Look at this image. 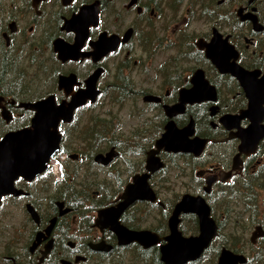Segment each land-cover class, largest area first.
<instances>
[{
  "label": "flooded vegetation",
  "instance_id": "1",
  "mask_svg": "<svg viewBox=\"0 0 264 264\" xmlns=\"http://www.w3.org/2000/svg\"><path fill=\"white\" fill-rule=\"evenodd\" d=\"M59 77L70 79L59 85ZM89 77H97V94L72 108ZM241 77L256 78L264 99V0H0V138L31 124L33 102L52 96L71 109L47 166L30 179L19 175L14 186L23 192L2 197L0 207L21 202L24 220L0 237V264H166L161 248L184 193L206 199L217 234L181 264H216L224 247L244 256L236 264H264V233L251 236L257 225L264 231V114L259 137L241 147L251 122ZM101 97L134 112L129 133L95 112ZM169 120L178 129L192 123L188 138L205 144L197 154L161 147L160 164L148 162ZM106 152V163L95 158ZM142 173L155 199L117 211ZM239 202L254 223L247 237L237 219L224 231L222 218ZM177 218L182 235L199 232L195 212Z\"/></svg>",
  "mask_w": 264,
  "mask_h": 264
},
{
  "label": "water",
  "instance_id": "2",
  "mask_svg": "<svg viewBox=\"0 0 264 264\" xmlns=\"http://www.w3.org/2000/svg\"><path fill=\"white\" fill-rule=\"evenodd\" d=\"M218 65L225 66L226 63L224 60H220ZM231 69L232 67L229 70ZM233 69L236 70L235 66H233ZM65 79L67 81L70 77H59V85L64 84ZM96 79L97 77H89L86 79V87L80 89L81 92L73 96L70 102L72 108L79 104L80 101L95 97L98 92ZM241 80L244 84L246 94L250 99L249 106L244 113L251 121L247 127L248 130H246V132L250 133L249 137H243V143L240 145L244 147L250 144V140L258 138L260 132H262L263 125L259 121L264 114L261 110L264 99L259 97L261 92L258 89L256 78L247 82L246 77H241ZM195 92H197L196 89L193 90L192 94ZM182 95L184 96L185 93H182ZM51 98L52 96H49L37 102L29 103L35 109L31 124L20 129L8 131L0 138V202L2 197L7 194L16 195L23 192V190L14 186V180L19 175L26 179L32 178L47 166L50 157L59 149L61 134L58 130V123L61 119L68 120L70 118L71 109L65 111L62 106L63 104L59 106L53 105L50 102ZM173 109H166V113L171 115ZM228 117L235 118L233 115L227 116L224 118L225 122ZM191 132L193 133L192 123L182 129H178L174 125V122L169 120L165 126V131L155 141L156 148L148 151L147 161L149 162L154 157L160 164L159 159L154 155L161 147L173 151L191 150L196 154L199 153L206 139L199 136L188 138ZM111 154L110 152H106L105 154L97 153L95 158L106 163L111 158ZM153 168L155 167H150L149 169ZM146 176L147 173L136 174L134 176L133 182L126 186L125 191L121 195L122 199L115 206L117 211L122 210L137 198L155 199L153 190L147 185ZM139 184L143 186L142 189L139 187ZM27 207L32 214L36 215L30 203H27ZM108 210L109 208L101 209L99 211V218L104 217ZM180 211H191L197 214L199 223V232L197 234L184 236L177 229V215ZM169 227L170 233L166 237L168 239L167 245L164 244L161 248L162 258L166 264H181L188 259L196 258L217 234V224L215 219L210 215V205L200 194L184 193L182 195L181 199L176 203L173 214L169 219ZM260 227L258 225L255 226L251 234L252 238L264 233V231H260ZM135 235H139V233ZM243 260L244 256L242 254H236L224 247L219 254L216 264H236Z\"/></svg>",
  "mask_w": 264,
  "mask_h": 264
},
{
  "label": "rangeland",
  "instance_id": "3",
  "mask_svg": "<svg viewBox=\"0 0 264 264\" xmlns=\"http://www.w3.org/2000/svg\"><path fill=\"white\" fill-rule=\"evenodd\" d=\"M129 108V107H127ZM111 110V111H110ZM97 114L104 116V117H110L111 115L114 117L115 121H119L118 125L120 126L118 131L129 133L130 129L133 128L131 126H134L138 123V120L133 117L134 112L132 110L128 111L126 108L121 107V105H111L107 101H105L104 97L99 98V102L96 107ZM56 165V163H55ZM94 169V168H93ZM85 169H82L84 171ZM95 170V169H94ZM171 176L173 178V173H171ZM177 181L181 178L177 177ZM177 190H184L185 188L180 184H176ZM217 216L226 214L225 210L223 208L217 207ZM22 205L20 201H12V200H6L3 204V206L0 207V237L4 235H9L12 231V226H17L19 222L24 220L23 212H22ZM259 211L257 213V216H261ZM229 216L226 214L224 218V224L227 227L224 229V231L232 230V227L234 226V220L237 219L240 222L243 223L241 225L245 226L241 229H239V232L244 233V236H248L250 233V230L254 223L250 221V213L248 210L242 211V202L234 204L230 210L228 211ZM245 221V222H244ZM236 224V222H235ZM240 225V226H241ZM239 226V227H240ZM8 238V236H5ZM199 264H211L210 258H204ZM213 264V263H212Z\"/></svg>",
  "mask_w": 264,
  "mask_h": 264
}]
</instances>
